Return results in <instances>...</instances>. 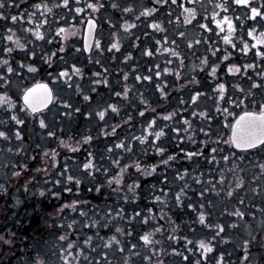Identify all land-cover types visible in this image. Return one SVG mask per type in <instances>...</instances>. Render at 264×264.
Masks as SVG:
<instances>
[{"label": "clouds", "instance_id": "obj_1", "mask_svg": "<svg viewBox=\"0 0 264 264\" xmlns=\"http://www.w3.org/2000/svg\"><path fill=\"white\" fill-rule=\"evenodd\" d=\"M0 264H264V0H0Z\"/></svg>", "mask_w": 264, "mask_h": 264}]
</instances>
